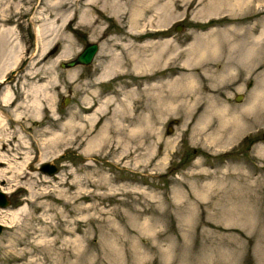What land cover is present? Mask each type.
I'll return each mask as SVG.
<instances>
[{
	"label": "rangeland",
	"instance_id": "rangeland-1",
	"mask_svg": "<svg viewBox=\"0 0 264 264\" xmlns=\"http://www.w3.org/2000/svg\"><path fill=\"white\" fill-rule=\"evenodd\" d=\"M66 1L0 0V25L12 27L20 56L0 78V92L2 87H10L19 100L20 93L36 80L31 79L28 72H36L41 65L46 66L40 75L46 78L54 75L59 83L54 90L55 118L47 111L40 119H34L30 118L29 109L13 111L0 106L4 115L21 112L29 119L25 128L20 126L23 123L17 125L9 119V128L5 129L21 131L33 151L30 169H26L30 175L27 183L24 178L9 181L12 172L0 176V191L7 192L10 200L7 207H0V264L74 261L73 257L71 260L61 258L59 252L64 247L63 240L73 237L65 235L56 247L49 245L65 226L77 229L75 237L85 246L77 264H264V100L251 111L245 109L263 83L264 44L256 52V69L239 85L234 83L233 73L230 84L225 80H197L196 84L204 87L203 95L192 94L189 97L192 105L178 108V114L172 112L162 119H152L155 131L144 130L138 152H124L121 142L115 139L107 148H95L88 140L99 132L105 120H114V109L110 107L108 113L97 114L93 122L85 117L91 116L99 101L111 93H115L119 101L122 96L117 88L140 83L144 75L147 78L149 74L144 72L136 77L123 70L121 76L98 82L100 68L106 60L101 58L100 52L88 65L61 66L62 62L74 59L88 43H98L100 48L106 41V48L110 49L109 37L130 41L125 30L129 25L130 0L125 4L126 13L120 22L102 11L99 19L103 20L102 27L107 28V32L100 39H91L89 28L79 24L76 14L65 30L75 43V51L67 59H57L63 43L55 42L41 55L40 65L34 67L31 62L37 60L44 42L37 30L45 35V22L51 19L50 14L67 15L68 11L57 10ZM77 1L78 9H84L88 0ZM179 1L185 3L184 12L182 9L179 14L166 12L163 18H169L164 22L163 18L156 17V22L165 25H147L140 36L152 40L169 38L179 54L189 45V40L194 41L196 36L200 40L210 28L220 29L231 24L227 18H221L222 14L205 18V14L195 12L197 0L187 4L185 0ZM262 18L264 4H255L250 16L241 18L240 22L253 24ZM179 25L181 28L177 30L175 27ZM120 30L124 31L118 35L116 32ZM221 42L225 48V40ZM238 49L241 53V44ZM130 51L118 49L127 59ZM180 56L176 55L170 61V68L166 66L160 75L175 76L179 71H186L179 66ZM201 64L193 66L191 73L195 77H200ZM216 64L223 65V60ZM12 70L16 72L11 74ZM7 77L9 81L5 80ZM237 96H240L239 101ZM143 98L144 95L141 106L147 103ZM149 104L153 106L151 101ZM224 106L227 107L225 112H237L234 118L240 120H237L240 127L230 137H226L228 131L220 132L222 125L218 115ZM210 108L215 110L211 113ZM143 111L148 112L147 108ZM71 118L82 124L85 133L80 132L81 137L76 140L73 139L75 134L64 130V139L59 145L46 146L45 139L51 130H57L58 122L66 123ZM45 129L50 132L47 134ZM121 132L125 139L126 131ZM4 143L1 142L0 147H4ZM16 143L13 139L12 144ZM43 143L50 155L40 160L38 146ZM45 162L56 165L58 173H44L40 167ZM0 169L5 168L0 166ZM18 210H24L23 215L13 219L12 213Z\"/></svg>",
	"mask_w": 264,
	"mask_h": 264
},
{
	"label": "bare ground",
	"instance_id": "bare-ground-1",
	"mask_svg": "<svg viewBox=\"0 0 264 264\" xmlns=\"http://www.w3.org/2000/svg\"><path fill=\"white\" fill-rule=\"evenodd\" d=\"M67 1L57 7V10L64 9V11H68L67 15L59 16L57 13L55 14L51 11L52 13H54L50 14L51 19L47 21L45 20V35H43V31H40L42 32L40 33L36 29L37 34L44 38V42L42 43V46L38 52V54L40 55L38 56L37 54V60H33L31 62L34 67L40 65L42 61L41 59H43V56L41 55L47 53L49 46L55 42L63 43L57 59H67L69 56H71L72 52L75 51V43L71 39V37L65 33V30L69 28L70 22L75 20L76 14H78L79 16V24H83V26L85 25L87 29L89 28L88 30H90L92 34L91 39H100L105 37L107 28L102 27L103 20L100 21L99 15L102 13V11H105L110 14L111 18L120 22L121 16L126 13L125 4L128 0H88L85 3L86 7L84 9H78L77 0L75 2ZM185 1L187 4L190 0ZM197 1L198 3L197 7L195 8V12L205 14V18H208L211 15L214 16L222 14L221 18H227L228 20H230L231 24L225 25L220 29L218 27L210 28L206 33L199 37L202 41L198 40V36H196L195 40L179 54L177 51L178 48H175L174 50L172 46L174 42L171 39L166 38L165 40H163L161 38L159 40H152V38L149 39L145 36H140V32L147 25L150 27L164 26V23H158V21H155L156 17L163 18L167 16L166 12L170 11L174 13H178V11L181 9L183 11L184 8L182 7L185 5V3H181L179 0L129 1L131 5L128 16L129 25L127 28H125V30L130 35V41L126 42L125 40L120 39V37L118 38L116 36L109 37V44H112V48L110 49L106 48V41L102 43V46L94 56V59H96L100 52L101 58L106 59L105 63L103 62L102 67L100 68L97 81L103 82L108 79H114L115 77L121 76L120 72L123 70H125V72H128V74L132 72V74L136 77H141L142 75H144V72H148L149 76L145 78L144 75L143 80L140 83H127L121 89L117 88V92H120L122 96H120L121 98L119 99V101L117 99L119 97H116L115 93H111L107 97H105L104 100L99 101V104L93 110L91 116L85 117L89 121L93 122L97 114L101 115L104 112L108 113L110 107H113L112 110L114 109V120H110V122L109 120H105L99 132L90 140H88V144L90 146H95V148H97L98 146V148L101 147L104 149L107 145H110L113 139H115L117 140V143L121 142V147L124 152L131 151L133 152V154L138 152L142 147V134L144 130H148L151 132L155 131V125H151L152 119L157 118L159 120L161 117L165 115L167 116L172 112L177 113L178 108L192 105L190 104L191 102L189 99L192 94L193 96L198 94L197 97L199 96V94L203 95L202 90L204 89V87L202 85L196 84L198 77H195L194 74L191 73L194 65L198 66L202 62L200 67L204 68V74L207 77L211 78V80L209 79L210 81H223L231 80L233 78L230 74L237 67V64H241L246 67H250L251 64H253L256 52L261 50V46L264 44V18L256 21L253 24L249 23L246 25L241 24L240 19L244 18L245 16H250L254 5L264 4V0ZM78 10L80 11L78 12ZM237 18H239L238 21ZM163 19L164 20L162 22L167 21L166 18ZM58 22H60V25L58 24ZM61 29H64V31L61 32ZM122 31L120 30L116 33L119 35ZM13 37L12 27L3 26V24H1L0 78H2L4 72H6L9 67H13L16 64V61L20 59L19 52L16 46L17 42L14 43ZM247 37L249 38L248 40H246ZM221 40H225V48L223 47ZM240 44L242 45L241 53L238 52V47ZM118 49L131 50L128 59L126 58V56L122 55V52H118ZM238 54H240V58H238ZM176 55H181L179 57V60L182 63H180L179 66L182 69L187 70L184 72L179 71L177 73L178 75L175 76H171L169 75V73L164 77L162 76V74L160 75L162 70L166 68V66L170 65V61ZM222 60L223 65L216 64L217 62ZM44 66H38L36 68V72H28L30 78L33 80L35 78L36 80L31 81L28 84L27 89H24V91L20 93L19 100L16 99V94L11 90L10 87H2V90L0 92V106L4 107V109L7 110L13 109V111H18L22 108L29 109L31 111L30 118L34 119H40L47 111L52 112L51 115L52 117H54L56 96H54V90L59 83H57L58 78L56 79L54 75L50 76L49 78H46L47 76L40 75L42 70L45 68ZM262 75L263 83L261 84V86H259V88L256 89L255 92L253 91L254 94L252 92L253 99L251 100V102H249L247 107H245L247 111L253 110L258 102L264 100V72ZM143 95L147 101L145 105L147 107L141 106V99ZM150 101L153 103V106L149 104ZM116 103H118V105H116ZM146 108L148 112L143 111L146 110ZM221 108H223V106ZM226 108L227 107L224 106V109L219 110L221 113L220 115H218L221 122L219 124L222 125H220L222 127L220 129V132L224 134V132L228 131V136L226 137H230L240 127V124H238L237 121L239 120V117L237 120L236 118H234L237 117V112H225ZM212 110L210 111L211 113ZM211 113H209V115H212ZM21 115V112H17V114H14V116H7L4 115L2 111H0V143L5 142L4 144H6L4 145V147H0V166H4V168L6 169H0V176L3 177L5 173L12 172L13 176L9 178V181H16L17 178H24V180L26 181L25 183H27L26 179L30 175L26 172V169H30L29 166L31 165L33 160V156L31 155L33 151L31 149V146L27 143V140L25 139V136L21 133V131L9 132L8 129H5V127L7 126L9 128V119L10 122H16L17 125L23 123L24 125L20 126L25 128L26 121H29V119H27L26 116L22 115V117ZM118 115L119 118L117 117ZM61 123L59 124L58 122L57 130H51V133H49V129H45L46 133H49L50 135H48L45 139V142L47 143L46 146L53 147L52 145H59V141H62L64 139V130L69 131L70 135L73 134L74 136L75 134L76 136H74L73 139L77 140L81 137L80 132L84 131L82 124L75 123V121H72V118L69 119L66 123ZM209 123H211V121ZM207 126L208 125H206V128ZM225 127H227L228 130ZM111 131L114 132L113 135L111 134ZM121 131H126L125 139L121 137ZM13 139L16 140V144H12ZM38 148L41 151L39 154L40 160H44L49 157L50 154L48 148L45 147L44 143L42 145H39ZM23 212L24 210L13 212V219L19 218L21 214L23 215ZM46 229H43L42 231L46 233ZM77 233V229H68L67 226H65L62 228L61 232L57 235L52 243L49 242L50 240L47 241L49 242V245H51L52 247H56L55 244L60 242L63 236L67 235L68 237H73L72 239L63 240L64 247H61V249H59L61 258L71 260L73 257L75 259L74 261H70L67 264H77L78 258L85 250V246H82L83 243L81 242L80 238L78 236L75 237Z\"/></svg>",
	"mask_w": 264,
	"mask_h": 264
},
{
	"label": "water",
	"instance_id": "water-1",
	"mask_svg": "<svg viewBox=\"0 0 264 264\" xmlns=\"http://www.w3.org/2000/svg\"><path fill=\"white\" fill-rule=\"evenodd\" d=\"M177 30L180 29V25L175 27ZM99 46L98 43H88L84 46L82 51H80L76 57L70 61L62 62L61 66L63 68H69L76 65H88L92 62L94 56L98 52ZM15 71H12V74H14ZM9 78H7L8 80ZM66 103V101H64ZM40 169L47 173L48 175H54L58 173L59 169L56 165L52 163H43L40 167ZM10 204V200L6 197V194L0 191V207L4 208L7 207ZM2 231V224L0 223V232Z\"/></svg>",
	"mask_w": 264,
	"mask_h": 264
},
{
	"label": "flooded vegetation",
	"instance_id": "flooded-vegetation-1",
	"mask_svg": "<svg viewBox=\"0 0 264 264\" xmlns=\"http://www.w3.org/2000/svg\"><path fill=\"white\" fill-rule=\"evenodd\" d=\"M193 42V40L191 41V40H189V43L188 44H191ZM256 58L254 59V62H253V64H251V66L249 67H246V66H243V65H241V64H237V67L235 68V66H234V70L232 71V73L234 74V83L236 82V84L237 85H239L241 82H242V80L243 79H247V78H249L251 75H252V73H253V71L256 69ZM243 66V67H242ZM252 67H254V68H252ZM202 69V70H201ZM201 69H199V76L200 77H198V80L199 81H201V82H203L202 80H208V81H210L211 80V78H209V77H207L205 74H204V68H202L201 67ZM242 70V71H241ZM246 71H247V73H246ZM203 72V73H202ZM201 73V74H200ZM203 75V76H202ZM203 77H204V79H203ZM210 79V80H209ZM232 80V79H231ZM231 80H225V81H227L228 82V84H230V82L229 81H231ZM226 82V83H227ZM248 84H251L250 82H248ZM236 100L237 101H239L240 100V96H237L236 97ZM263 138H264V133H263ZM248 140V139H247Z\"/></svg>",
	"mask_w": 264,
	"mask_h": 264
}]
</instances>
